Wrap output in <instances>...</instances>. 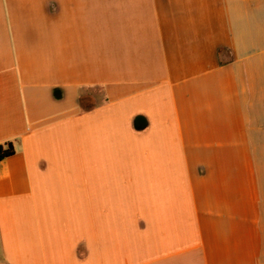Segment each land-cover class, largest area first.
Instances as JSON below:
<instances>
[{"label":"crops","instance_id":"obj_1","mask_svg":"<svg viewBox=\"0 0 264 264\" xmlns=\"http://www.w3.org/2000/svg\"><path fill=\"white\" fill-rule=\"evenodd\" d=\"M7 143L0 264H264V0H0Z\"/></svg>","mask_w":264,"mask_h":264},{"label":"trees","instance_id":"obj_2","mask_svg":"<svg viewBox=\"0 0 264 264\" xmlns=\"http://www.w3.org/2000/svg\"><path fill=\"white\" fill-rule=\"evenodd\" d=\"M79 103L82 106H85V97H81L79 99ZM13 146L11 143H7L6 147L4 148L2 145H0V157L4 158L7 157L9 155H11L13 153Z\"/></svg>","mask_w":264,"mask_h":264},{"label":"water","instance_id":"obj_3","mask_svg":"<svg viewBox=\"0 0 264 264\" xmlns=\"http://www.w3.org/2000/svg\"><path fill=\"white\" fill-rule=\"evenodd\" d=\"M135 121L138 123V122H144V119L142 118V117H140V116H138L136 119H135Z\"/></svg>","mask_w":264,"mask_h":264},{"label":"built area","instance_id":"obj_4","mask_svg":"<svg viewBox=\"0 0 264 264\" xmlns=\"http://www.w3.org/2000/svg\"><path fill=\"white\" fill-rule=\"evenodd\" d=\"M1 158V157H0Z\"/></svg>","mask_w":264,"mask_h":264}]
</instances>
